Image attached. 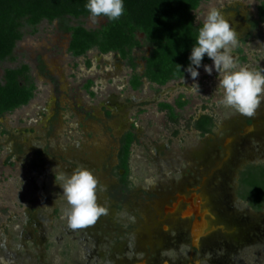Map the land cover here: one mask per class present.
I'll return each instance as SVG.
<instances>
[{
	"label": "rangeland",
	"instance_id": "374dc122",
	"mask_svg": "<svg viewBox=\"0 0 264 264\" xmlns=\"http://www.w3.org/2000/svg\"><path fill=\"white\" fill-rule=\"evenodd\" d=\"M258 5V0H204L195 11L196 21L203 23L210 8L218 9L238 33L233 56L241 66L257 71L264 69V24L254 28L250 19L256 18ZM72 23L97 28L106 18L93 23L90 16L81 17ZM69 41L70 34L57 20H43L35 32L24 28L14 57L0 61V80L6 68L26 63L36 84L28 104L0 118V264H87L86 246L107 251L106 245L114 242L111 235L125 229L116 221L121 226L122 217L124 222L128 217L137 220L132 238L115 240L121 249L146 227L158 224L161 201L177 203L173 186L189 182L200 185L209 205L227 212L235 226L240 222L241 228L263 236L264 209L254 211L238 202L235 186L240 168L264 159V100L252 117L219 104L223 90L218 89L212 60L197 69L195 81L190 73L163 86L144 78L134 89L133 69L118 52L103 54L92 48L75 57ZM149 52L148 46L133 51L139 73ZM204 65L213 66L211 75ZM89 81L93 83L87 87ZM194 83L199 93L186 90ZM181 95L187 102L176 107L174 121L161 103L175 105ZM204 113L215 117L212 132L205 134L194 125ZM248 118L255 123L247 126ZM129 130L136 135L129 160L132 203L125 204L123 212L118 208L124 195L116 168L120 139ZM77 166L98 179L97 202L108 214L73 230L63 216L68 205L55 172L71 174ZM228 234L233 235L223 236L229 239ZM262 241L264 237L258 247Z\"/></svg>",
	"mask_w": 264,
	"mask_h": 264
},
{
	"label": "trees",
	"instance_id": "16d2710c",
	"mask_svg": "<svg viewBox=\"0 0 264 264\" xmlns=\"http://www.w3.org/2000/svg\"><path fill=\"white\" fill-rule=\"evenodd\" d=\"M204 0H123L125 12L118 20L109 21L97 28H88L82 23L73 24V19L88 17L85 8L88 0H0V61L14 57L17 43L24 37V28L32 32L43 21H58L60 28L70 34L69 51L73 56L85 55L92 48L100 53L118 52L127 59L133 69L130 84L138 89L143 79L159 86L171 80L182 79L189 74L186 69L192 47L203 23L196 21L195 11ZM256 18L250 19L252 27L264 24V0H258ZM143 34V39L139 38ZM148 46L150 52L144 57V71L139 73L133 55L135 48ZM205 55L201 65L210 62ZM193 67H195L193 65ZM89 81L87 87L92 85ZM36 84L28 64L5 69L0 80V118L6 113L26 105L34 97ZM187 101L181 95L175 105L162 102L170 118L176 120V107L182 108ZM1 125V123H0ZM201 133L212 132L215 117L201 114L194 122ZM134 131H127L120 139L119 164L116 173L123 191L133 189L129 164ZM122 171V172H121ZM237 196L256 210L264 208V163H246L237 173Z\"/></svg>",
	"mask_w": 264,
	"mask_h": 264
},
{
	"label": "flooded vegetation",
	"instance_id": "af4514ba",
	"mask_svg": "<svg viewBox=\"0 0 264 264\" xmlns=\"http://www.w3.org/2000/svg\"><path fill=\"white\" fill-rule=\"evenodd\" d=\"M254 123L252 118L247 119V126ZM247 163L261 164L264 163V159ZM193 184L189 182L179 188L173 186L171 191L178 197L177 203L174 201L161 203V201V211L158 214V217H161L158 224L153 228L146 227L139 237L137 234V240L133 237L134 242H127L118 249L115 240L121 236L132 238L136 232L133 221L137 222L135 218L129 220L128 217L125 218L127 224L124 226V219L120 218L122 225L120 226L118 221L116 224L125 229L117 230L111 235L114 242L106 245L107 251L97 252L96 249L86 246L85 262L87 264L93 261L95 264H264V241H262L263 245L258 247L264 233L260 236L256 230H245L240 227V222L237 223L239 226H235L234 219L233 221L229 219L227 212H217L207 202L201 186ZM237 187L238 185L235 189ZM130 192L122 190L124 196L119 200L118 208L123 209L125 204L132 203L129 199ZM236 198L238 202L247 204L254 211H261L239 198L237 192ZM121 211L124 212V209ZM229 230L233 231L229 232ZM225 233L233 235L228 234L231 236L228 239L223 236ZM246 246L249 249H245Z\"/></svg>",
	"mask_w": 264,
	"mask_h": 264
},
{
	"label": "clouds",
	"instance_id": "9594fccd",
	"mask_svg": "<svg viewBox=\"0 0 264 264\" xmlns=\"http://www.w3.org/2000/svg\"><path fill=\"white\" fill-rule=\"evenodd\" d=\"M85 8L93 23H97L102 16L109 21L118 20L125 12L123 0H88ZM196 19L199 20L198 17ZM238 46L236 30L218 9L210 8L202 26L198 28V36L189 57L191 63L186 71L195 81L199 76L197 69L207 55L219 74L218 89L223 90L218 103L235 109L241 115L252 117L264 100V69L257 71L241 66L232 54ZM203 67L205 72L212 74L213 66ZM185 88L191 93H199L198 83ZM55 173V181L62 188V196L68 205L63 216L70 229L86 228L95 224L102 215L108 214V208L97 202L99 182L91 170L77 166L71 174Z\"/></svg>",
	"mask_w": 264,
	"mask_h": 264
},
{
	"label": "bare ground",
	"instance_id": "6f19581e",
	"mask_svg": "<svg viewBox=\"0 0 264 264\" xmlns=\"http://www.w3.org/2000/svg\"><path fill=\"white\" fill-rule=\"evenodd\" d=\"M194 201H195V200H194ZM194 201H193V202H194ZM189 202H190V201H189ZM200 202H201V201H200ZM201 205H202V204H201ZM191 211H192V210H191ZM192 212H193V211H192ZM190 213H191V212H190ZM204 216H205V214H204Z\"/></svg>",
	"mask_w": 264,
	"mask_h": 264
}]
</instances>
